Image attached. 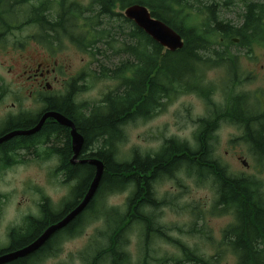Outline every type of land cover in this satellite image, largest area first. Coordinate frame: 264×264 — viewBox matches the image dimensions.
<instances>
[{
  "label": "trees",
  "instance_id": "obj_1",
  "mask_svg": "<svg viewBox=\"0 0 264 264\" xmlns=\"http://www.w3.org/2000/svg\"><path fill=\"white\" fill-rule=\"evenodd\" d=\"M54 1L0 0V33L3 30L9 33L13 29H19L18 26L21 28V25L36 24L44 30V37L53 41L62 31L79 47H91V53L95 57L104 51L99 46L102 42L107 50L116 49L117 53L127 57L114 67L102 64L101 75L117 79L124 76L116 89L104 95L100 104L93 105V110L88 112L90 115H86L87 110L83 108L72 110L69 96L64 100V107L57 108L70 117L74 113H79V117L83 115L81 118L86 138L89 141L92 139L96 145L100 143L93 155L104 162L105 170L93 198L95 211L79 215L68 224L70 228L58 231L36 252L6 264H42L44 259L60 253L65 237L78 235L84 222L100 217L106 220L108 241L96 248V253L87 264H130V255L125 247L128 244V230L134 223L145 228L146 253L139 264H155L152 260L156 259L149 253V244L156 236L166 238L181 250L183 256L175 258V264H219L226 250L237 256V264H264L262 179L256 175H235L228 172V166L214 158L209 149L206 152L191 151V156L199 157L188 159V156H183L186 143L177 137L165 138L159 150L153 153L135 148L129 157H119V146L127 137L119 125L122 121L147 120L180 95L196 92L207 102H213L219 107L217 115L243 129L241 139L249 145L260 163L264 161V109L252 102L253 96L249 92L236 90L241 78L239 72L233 69L236 57L231 52L233 37H238L239 44L243 46L258 41L254 39L256 37L264 38V0H93L87 7L81 6L78 1L56 0L59 12L57 18H53L56 12ZM135 3L146 5L154 17L176 30L184 39V46L176 51L169 50L125 17L124 13L116 14L117 7L124 10ZM25 4L31 7L26 10L24 20H18L16 13ZM223 7L241 8V25L237 26L230 19L223 18ZM82 9L89 12L85 15L89 28L81 30L80 35H75L68 31L67 22L78 27L77 19L84 17ZM116 35L122 36L118 48L114 44L119 41L115 38ZM216 67H225L227 76L223 81L224 97L219 103L214 101L217 86L208 81L206 74ZM62 129H65L62 124H47L40 133L26 136L27 151L40 156L42 145L50 140L52 133L59 134ZM62 153L68 154L71 151L67 147ZM180 155L182 156L178 157ZM203 161L214 162L216 166H199ZM181 167H185L187 176H195L198 184L210 182L215 189L217 199L209 211L211 214H231L234 218L224 228L222 240L213 256L201 255L179 238L169 236L166 229L156 223L154 213L146 210L147 206L156 208L160 203L156 202L151 188L158 172L166 176L168 172L177 171ZM95 169L94 165L89 166L88 175L75 193L83 195L87 192ZM129 187L131 192L125 210L121 211L105 203V196ZM100 202L105 205V209L97 211L99 208L96 206ZM71 206L72 203L69 202L62 212L51 218L50 213H47L36 222L40 228H26V233L16 236L12 243L4 246L0 244V254L33 242L49 226V221L61 220L68 213L67 210H71ZM64 212L67 213L63 216ZM34 223L28 222L27 225H35ZM18 230L19 228H14L12 236ZM190 232L204 233L209 237L206 231L196 225L191 227ZM166 260L159 259L158 264Z\"/></svg>",
  "mask_w": 264,
  "mask_h": 264
},
{
  "label": "rangeland",
  "instance_id": "obj_2",
  "mask_svg": "<svg viewBox=\"0 0 264 264\" xmlns=\"http://www.w3.org/2000/svg\"><path fill=\"white\" fill-rule=\"evenodd\" d=\"M71 1H78L81 6L87 7L92 4L93 0H69L68 2ZM53 4L56 11L53 18H57L58 3L55 0ZM30 7L28 4L21 6L16 13V18L24 20L26 10L28 11ZM240 11L242 9L237 7H223L221 16L230 19L235 25H240L242 22L239 16ZM116 12L124 13V10L117 7ZM84 19L83 17L77 19L78 27H73L71 22H67L68 31L80 35L81 30L88 29ZM194 19L196 20L197 17ZM12 33L7 36L8 42L0 47V81H10L15 73L20 71L23 61L21 54L25 56L27 63H32V58L40 59L52 54L51 61L56 60L60 66L68 67L71 74L90 73L87 79V84L90 86L86 92L79 96L82 98L81 103L98 102L106 92L118 85L114 79L100 77L97 72L102 64L114 67L127 55L117 53L116 49L107 50L106 45H103L102 42L99 43V46L104 51L95 57L91 53L93 51L91 47L88 49L79 47L62 31L58 34L59 37L53 41L44 37V30L36 24L23 27L21 25L20 29H15ZM25 37L27 46L25 51L21 52L18 47L19 42ZM115 38L119 40L114 43L118 48L121 45L122 36L116 35ZM233 50L241 54L240 65L244 67L241 71L242 77L245 79L246 76H249L248 79L237 84L236 90L249 92L253 96L252 102L255 103L258 102L254 96L256 94L261 99V105L264 106V67H261L264 65V49L257 46L255 57L251 58L252 60L243 55L244 50L239 46H234ZM9 68H12L11 73ZM206 74L208 81L214 82L217 86L214 94L215 100H223L224 86L222 82L227 78L225 68H212ZM200 99L193 95H180L151 118L129 123L125 131L126 140L119 146V157L122 159L129 157L135 148L142 152L153 153L159 150L165 138L192 139V133L195 130L194 120L205 112L206 104ZM222 128V130L219 129L220 140L216 146L215 158L227 165L230 173L256 175L264 181V161L260 163L248 144L240 140L242 129L234 124H226ZM36 156L31 153L26 154V168L21 166L7 170L2 176L0 191L5 195L0 198V214L2 216L0 224V239L2 241L0 244L2 246L6 244L4 238L10 229L7 226L10 222L18 221L21 218V212L17 210L16 204L24 192V179L26 178V198H37L39 189L44 187L43 183H46L45 176L48 174L50 165L40 159L41 155ZM196 179L195 176L189 177L186 173L180 172L177 174V179L164 178L157 181L155 189L161 204L156 208L146 207V210L154 213L157 221L167 227L165 229L170 236L179 238L181 242L201 255L213 256L222 240L224 228L234 218L231 214L213 215L209 212L217 199L215 189L210 182L198 184ZM52 190L48 189L46 192L53 195L55 202L68 191L64 186H56ZM130 192L131 190L128 189L114 192L103 199L108 206L123 211L127 208ZM27 205L26 202V212L28 211ZM101 205V202L97 203L96 207L100 208ZM193 225L204 232L206 231L209 237L204 233H191L190 229ZM106 230L104 217L86 221L81 233L65 237L61 243L60 253L44 259L42 264H87L96 253V248L107 243ZM144 230L145 228H141L137 223H134L128 230V244L125 249L129 252L130 264H139L146 253ZM149 247L151 257L156 259V261L152 260L155 264L159 263V259L164 258L167 260L162 264H175L174 259L183 256L181 250L166 238L154 237ZM219 264H237V256L226 250Z\"/></svg>",
  "mask_w": 264,
  "mask_h": 264
},
{
  "label": "flooded vegetation",
  "instance_id": "obj_3",
  "mask_svg": "<svg viewBox=\"0 0 264 264\" xmlns=\"http://www.w3.org/2000/svg\"><path fill=\"white\" fill-rule=\"evenodd\" d=\"M82 10V14H89V12L85 11V9ZM117 13L118 12H116V14ZM83 18H85L84 20L89 28L88 19L86 20V16H84ZM18 28L20 29L19 26ZM13 31H15V29H13L9 33L5 30L0 33V47L4 46L8 42L7 36L13 34ZM231 39V52L236 57L234 58L233 69L239 72V76L242 82L243 80L248 79L249 76H246L245 79L242 77L241 71L244 69V67L240 65L241 54L235 52L233 50V47L239 46L241 49L244 50L243 55L251 59L255 57V49L257 46L264 49V40L262 41V39L264 38H254L258 41H253V43L249 46L240 45V39L238 37H233ZM19 43V51H25L27 46L26 37L20 40ZM21 57L23 61L21 63L20 71L18 73H15V76L10 81H0V139L14 131H26V129H30L37 125L45 113L50 111H57L72 120V122L76 126L77 131L81 135H83L84 143L77 157L72 160L74 151L72 147L71 128L69 126L64 125L65 129H62L59 132L60 135L57 133H52L49 138L50 140H48L42 145V158L40 157V159L44 160L50 165L48 169V174L45 176L46 183H43L44 187L39 189V192L37 193V198H26V178L24 179V192L22 193L21 197L18 199L16 204L18 207L17 210L21 212V218L18 221L10 222V224L7 226V228L10 229L6 237L4 238V241L6 243L5 245H8L12 243V241L16 240V236H18L19 234H25L26 228H40L39 225L36 224V222L45 217L47 213H50L51 218V216L55 215L56 213L62 212L64 207L69 202L72 203L71 209H73L82 201L86 193L83 195H78V193H75V190H77L79 184L88 175V168L91 165L90 160L97 158L93 154L100 143L96 145L92 139L89 141L86 138L85 128H83L84 122L81 118V116L83 115H80L79 117V113H74V115L70 117L63 111L58 110L57 108L62 109L64 107L63 104L65 102L64 100L66 96H69V99L72 101V110H78L79 108H83V110H86L87 108L86 115H90L88 114V112L90 110H93V105L100 104L104 98V95L110 92L111 90L116 89V87L121 83L122 77L124 76L122 75V77H120L119 79L110 77L111 79L117 81L118 85L114 89H111L110 91L106 92L100 101L93 103H81L82 98H79V96L82 93L86 92V90H88V87L90 86L87 84V79L90 76V73L82 72L81 74L73 75L69 72L68 67L64 68L63 66H60L56 60L51 61V58L53 57L52 54H49V56L45 58H32V63H27L23 54H21ZM261 67H264V65ZM9 71L11 73L12 68H9ZM97 73L100 77H104L101 75V68L98 70ZM222 84L224 83L222 82ZM187 95H193L198 99L201 98L200 100L204 101L206 107L205 112H203L201 115L198 116L197 119L194 120L195 130L192 133V139L183 140L186 143V146L184 147L185 152L183 156H188V159H196L199 156H191V151H195V153H197L206 152V149H209L211 150L212 156L215 158L216 146L220 140L219 131L223 129V125H233L234 123H231L230 121L223 119L216 114V111L219 107L215 103L213 104V102H207L196 92H190L187 93ZM259 100V107L261 109H264V106L261 105L260 97ZM214 101L217 103L222 102V100L217 101L215 100V98ZM131 122H133L132 119L127 122L122 121L119 124L121 130L126 131V126ZM47 124L61 123H59L55 118L49 117L45 120L42 128ZM42 128L40 129V131L42 130ZM40 131H38L34 135L40 133ZM67 147L69 148L71 153L63 154V149ZM26 154H29L26 148V135H15L13 137H9L0 141V182L2 180V176L7 170H11L21 166L26 168ZM31 154H34L36 156L35 153ZM181 156L182 155L178 157ZM181 166H184V164ZM199 166L207 168L210 166H216V164L214 162L203 161L200 162ZM95 171L93 174V178L95 175ZM180 172L186 173L185 167H181L177 171L172 170V172H168V174L170 175L166 174V176H163L164 173L159 174L158 172V176L152 181V192L156 197V202H160L159 205L161 204V201L157 198V191L155 189L156 182L163 180L164 178L177 179V174ZM56 186H64L68 189V191L62 197H60L57 202L54 201L53 195L51 193L46 192L48 191V189L52 190L53 187ZM127 189L131 190V187ZM145 189H148V187H145ZM0 194L2 195V198L5 197V195L1 191ZM26 202L28 203L27 212ZM94 206L95 201L94 199H92L90 204L86 207V209H84V211L80 215H85L89 212L95 211ZM104 209L105 205L103 204L100 206L99 209L96 210L102 211ZM69 211L70 210H67V212ZM67 212H64L63 216ZM1 219L2 216L0 214V224ZM28 222H35V225L31 224L28 226ZM54 222L55 221L51 220L48 224L50 225ZM156 223L158 225H161V227L163 228H167L159 221H157V219ZM70 227L71 226L67 225L64 228ZM14 228H19V230L16 232V235L12 236V230ZM41 228H43V226ZM0 241L2 240L0 239Z\"/></svg>",
  "mask_w": 264,
  "mask_h": 264
},
{
  "label": "water",
  "instance_id": "obj_4",
  "mask_svg": "<svg viewBox=\"0 0 264 264\" xmlns=\"http://www.w3.org/2000/svg\"><path fill=\"white\" fill-rule=\"evenodd\" d=\"M124 14L128 19L134 21L138 27L143 29L156 42L160 43L165 48L176 51L177 49H180L184 46V40L182 36L167 23L157 17H154L150 9L146 5L140 3L131 4L125 9ZM49 117L55 118L62 125H66L71 128L72 147L74 151L72 160H74L79 154L80 149L84 143V137L77 131L75 124L70 118L57 111H50L45 113L39 123L34 127L26 129V131H14L1 138L0 141L9 137H13L15 135H34L35 133L40 131L45 120ZM244 163L246 162L244 161ZM90 164L96 167V171L94 178L82 201L76 207L71 209L61 220L49 225L38 238H36L27 246L0 254V264H6L18 258L25 257L36 252L54 234L70 224L84 211V209H86V207L90 204L98 191L105 170L104 162L101 159H91Z\"/></svg>",
  "mask_w": 264,
  "mask_h": 264
}]
</instances>
